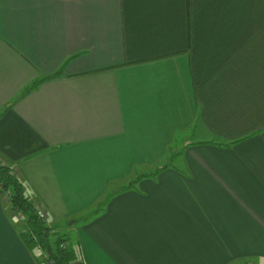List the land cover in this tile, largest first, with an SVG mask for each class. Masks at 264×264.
I'll list each match as a JSON object with an SVG mask.
<instances>
[{
    "label": "crops",
    "instance_id": "crops-1",
    "mask_svg": "<svg viewBox=\"0 0 264 264\" xmlns=\"http://www.w3.org/2000/svg\"><path fill=\"white\" fill-rule=\"evenodd\" d=\"M0 161L81 264H264V0H0Z\"/></svg>",
    "mask_w": 264,
    "mask_h": 264
},
{
    "label": "trees",
    "instance_id": "trees-1",
    "mask_svg": "<svg viewBox=\"0 0 264 264\" xmlns=\"http://www.w3.org/2000/svg\"><path fill=\"white\" fill-rule=\"evenodd\" d=\"M0 193L8 201L11 211L22 218L21 238L29 248L41 251L44 264H81L79 250L71 245L69 235L52 232L46 219L38 216L35 200L23 181L1 161Z\"/></svg>",
    "mask_w": 264,
    "mask_h": 264
},
{
    "label": "built area",
    "instance_id": "built-area-1",
    "mask_svg": "<svg viewBox=\"0 0 264 264\" xmlns=\"http://www.w3.org/2000/svg\"><path fill=\"white\" fill-rule=\"evenodd\" d=\"M36 210L39 217L44 218L46 217L45 212L36 204Z\"/></svg>",
    "mask_w": 264,
    "mask_h": 264
},
{
    "label": "rangeland",
    "instance_id": "rangeland-1",
    "mask_svg": "<svg viewBox=\"0 0 264 264\" xmlns=\"http://www.w3.org/2000/svg\"><path fill=\"white\" fill-rule=\"evenodd\" d=\"M20 228H21V226H20Z\"/></svg>",
    "mask_w": 264,
    "mask_h": 264
}]
</instances>
